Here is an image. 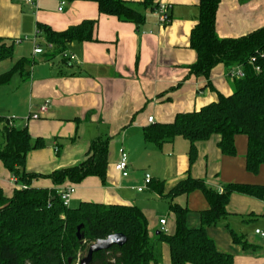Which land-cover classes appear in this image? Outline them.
<instances>
[{
  "label": "crops",
  "instance_id": "obj_1",
  "mask_svg": "<svg viewBox=\"0 0 264 264\" xmlns=\"http://www.w3.org/2000/svg\"><path fill=\"white\" fill-rule=\"evenodd\" d=\"M125 1L146 16L140 29L101 14L94 2L39 0L35 8L26 0H1L0 38L14 43L15 63L22 58L35 63L26 67L28 77L17 73L10 84L0 86V118L13 119L16 128H27L33 143L43 142L27 155L26 172L41 176L32 182L34 188L59 191L73 185L55 186L48 176L80 165L94 140L110 139L105 182L89 177L75 185L70 206L83 202L137 206L148 220L155 244L157 262L151 264H172L169 245L158 239L161 220H167V234L176 229L165 196L188 177L220 192L229 184L264 185V165L258 174L247 170L245 135L236 137L233 157L222 154L218 135L199 142L193 164L191 145L184 138L162 146L145 141L147 127L171 123L178 114L200 110L218 101L219 95H231L234 80L223 65L212 70L209 80L190 74V66L197 61L190 38L199 22L200 0H154L168 7L166 25L141 4L143 0ZM86 20L98 22L95 41L68 46L66 52L76 56L75 62L65 64L52 48L42 47L44 53L35 55V40L44 42L39 25L63 32ZM263 28L264 0H221L216 20L220 38L236 39ZM6 61L0 62V75L15 65H2ZM46 103L47 110L42 111ZM3 127L0 120V146L5 144ZM123 152L129 157L127 176L116 170ZM157 184L163 194L154 188ZM21 186L0 161V187L5 195L12 197ZM175 202L189 209V228H199L201 213L210 208L201 191L179 196ZM227 211V218L207 229L208 237L219 251L234 257V264H264V237L256 233L264 232V200L233 194ZM232 231L246 245L236 244Z\"/></svg>",
  "mask_w": 264,
  "mask_h": 264
},
{
  "label": "trees",
  "instance_id": "obj_2",
  "mask_svg": "<svg viewBox=\"0 0 264 264\" xmlns=\"http://www.w3.org/2000/svg\"><path fill=\"white\" fill-rule=\"evenodd\" d=\"M65 1L94 2L101 14L133 23L138 29L146 23V16L125 0ZM220 3L221 0H200L199 22L190 38L197 61L190 66V74L209 80L212 70L223 65L228 74L231 69L240 68L245 76L232 79L234 89L231 95H219L218 101L200 110L178 114L171 123L147 127L144 139L162 146L179 137L184 138L191 145L189 156L193 164L197 159L199 142L218 135L222 154L233 157L237 155L236 137L245 135L248 138L246 167L250 173L258 174L264 165V28L236 39L220 38L216 31ZM141 4L155 13L159 6L154 0H143ZM97 23L96 20H86L63 32L39 25L44 39L42 45L47 49L51 46L53 55L62 57L71 43L95 41ZM13 56L14 43L9 44L0 38V62ZM62 61L68 62L63 57ZM34 63L28 58L17 61L8 72L0 75V86L10 84L17 73L28 77L26 67H32ZM0 120L4 123L5 139V144L0 146V161L16 178L17 184L27 186L26 189L15 190L12 197H7L0 187V264H78L92 244L119 233L127 237V243L96 253L91 264L157 262L148 220L140 208L87 202L70 208L64 205L56 189L32 187V182L41 176L26 172L27 155L41 148L43 142L37 140L33 143L28 129L14 127L13 119ZM109 143L108 138L94 140L85 161L76 167L58 170L48 178L55 186L67 182L81 184L89 177H98L105 182ZM154 188L163 194L161 185ZM195 191L205 195L210 208L201 213L199 228H189L187 216L190 211L177 204L175 199ZM233 194L264 200V185L229 184L220 192L202 180L188 177L165 196L170 200L176 229L174 234L160 230L158 239L169 245L172 264H234V257L219 251L207 235L209 227L228 217L227 206ZM81 225L83 237L79 240L77 230ZM232 236L236 244L246 245L237 233L232 231Z\"/></svg>",
  "mask_w": 264,
  "mask_h": 264
},
{
  "label": "built area",
  "instance_id": "obj_3",
  "mask_svg": "<svg viewBox=\"0 0 264 264\" xmlns=\"http://www.w3.org/2000/svg\"><path fill=\"white\" fill-rule=\"evenodd\" d=\"M38 1L39 0H26L27 4H29V5H31V6H33L35 8L38 5ZM64 4L65 3L63 2L62 6ZM62 9L63 8L61 7L59 10L61 11ZM167 11H168V7L165 4L159 5L157 10H156V13H157V15L159 17V22L162 25H166L168 23V21H169L168 16H167ZM35 41H36L35 42V49H34L35 55L43 54L44 50H43L41 44H39L37 42V39ZM19 43L20 42L17 41V44H19ZM50 48H52V47L50 46ZM62 57L65 58L68 62H75V60H76V56L75 55H69L67 52H65ZM258 70H259V68H258ZM228 76H229L230 79H235V78H243L245 76V74L240 68H236V69H231L229 74H228ZM47 107H48V103H46L44 106H42V111H46ZM34 118L37 119L38 116L35 115ZM149 122H151V123L153 122V117L149 118ZM128 159H129L128 154L126 152H123L122 155H121L120 162L116 165V170L119 171L120 173H122L123 176H127L128 175V173H127V170H128ZM14 181L17 184L16 178H14ZM150 183H151V176L147 175L146 184L149 185ZM26 188H27V186H24V185L20 187V189H26ZM75 191H76L75 185H70L68 187H64L63 189H60L58 191V194L60 195V198H61V200L63 201V203H64V205L66 207H70L71 200H72V197H73ZM138 191L142 192L143 189L140 188V189H138ZM160 225H161V231L164 232V233H167L168 232L167 220L166 219L161 220L160 221ZM256 233L261 235L262 237H264V232L263 231L257 230ZM79 263H80V261H78V264Z\"/></svg>",
  "mask_w": 264,
  "mask_h": 264
},
{
  "label": "water",
  "instance_id": "obj_4",
  "mask_svg": "<svg viewBox=\"0 0 264 264\" xmlns=\"http://www.w3.org/2000/svg\"><path fill=\"white\" fill-rule=\"evenodd\" d=\"M82 227L83 225L79 226L77 230V237L79 240H81L83 237V235L81 234ZM126 243H127V237L121 233L110 235L108 238L103 240H98L89 247L87 255L80 260L79 264H91L93 257L96 253L101 251H107L111 249L113 246L122 247Z\"/></svg>",
  "mask_w": 264,
  "mask_h": 264
},
{
  "label": "rangeland",
  "instance_id": "obj_5",
  "mask_svg": "<svg viewBox=\"0 0 264 264\" xmlns=\"http://www.w3.org/2000/svg\"><path fill=\"white\" fill-rule=\"evenodd\" d=\"M62 7H63V6H62ZM38 43L41 44V46H42L43 48L47 49L45 45H42L43 42H41V41L39 40ZM47 51H48V50H47ZM14 57L16 58V55H15ZM14 57H13L12 59L7 60V61L4 62V64H2V65H9V64H10L11 66H13L14 63H15V60H13ZM38 59H41V57H38ZM11 82H12V81H11ZM76 205H77L76 203H73V204L70 206V208H75Z\"/></svg>",
  "mask_w": 264,
  "mask_h": 264
}]
</instances>
